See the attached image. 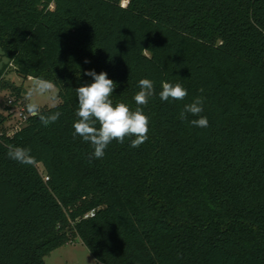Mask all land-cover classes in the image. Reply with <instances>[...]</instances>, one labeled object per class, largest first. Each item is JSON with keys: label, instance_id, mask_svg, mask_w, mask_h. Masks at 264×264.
Returning <instances> with one entry per match:
<instances>
[{"label": "trees", "instance_id": "16d2710c", "mask_svg": "<svg viewBox=\"0 0 264 264\" xmlns=\"http://www.w3.org/2000/svg\"><path fill=\"white\" fill-rule=\"evenodd\" d=\"M0 45L61 98L40 108L56 122L30 115L12 136L0 112V264H47L75 238L96 264H264V0H0ZM89 70L133 110L154 82L139 148L114 140L88 159L73 124ZM162 82L187 97L162 101ZM0 85L21 98L2 71ZM197 96L204 128L179 119Z\"/></svg>", "mask_w": 264, "mask_h": 264}, {"label": "clouds", "instance_id": "9594fccd", "mask_svg": "<svg viewBox=\"0 0 264 264\" xmlns=\"http://www.w3.org/2000/svg\"><path fill=\"white\" fill-rule=\"evenodd\" d=\"M88 62L85 61V63ZM85 75L92 77L93 82L75 89L79 107L76 112L78 119L74 122L73 128L74 136L78 135L85 142L90 143L93 148L88 159H102L105 150L114 140L123 144L126 139H129L130 147L139 148L148 140L150 130V119L143 112L141 106H146L149 98L155 94L154 82L148 78L139 81L140 90L134 95L137 107L133 110L126 103H114L112 95L117 84L108 78L106 72L102 71L97 74L95 70H89ZM53 88L54 85L51 81L36 79L33 81V88L28 91L27 97L31 100L33 93L43 95L49 93ZM187 95V89L180 83L162 82V91L159 93L162 101L184 100ZM203 103V96L195 97L191 103L184 105L179 119L187 120V114H191L199 118L188 121L190 126L207 127V117L200 115L203 111ZM26 107L28 113L38 117L43 126L56 122L61 116L59 111L47 116L42 115L40 106L35 102H29ZM8 149L7 155L10 159L25 164L31 162L32 157L29 149L12 145H9Z\"/></svg>", "mask_w": 264, "mask_h": 264}, {"label": "rangeland", "instance_id": "374dc122", "mask_svg": "<svg viewBox=\"0 0 264 264\" xmlns=\"http://www.w3.org/2000/svg\"><path fill=\"white\" fill-rule=\"evenodd\" d=\"M126 2V1H125ZM124 2V3H125ZM3 50L0 45V71L3 73L5 81L10 82L12 85L20 87L22 95L21 100L24 105L29 102L37 103L40 108L45 106L57 105L61 98L58 96L59 88L53 83L54 88L46 94L40 95L33 93L31 100L27 97L28 91L33 88V81L39 78L29 77L24 78L19 75L12 62L8 63V58L2 55ZM7 63V66L4 65ZM25 90L27 92H25ZM16 97L13 94L11 87L3 88L0 85V109L5 111V105L9 97ZM90 252V253H89ZM47 264H96V258L88 249V247L79 238H75L65 245H62L45 256Z\"/></svg>", "mask_w": 264, "mask_h": 264}, {"label": "built area", "instance_id": "2783aa9c", "mask_svg": "<svg viewBox=\"0 0 264 264\" xmlns=\"http://www.w3.org/2000/svg\"><path fill=\"white\" fill-rule=\"evenodd\" d=\"M4 107L5 111L2 112L0 109V112L7 117L5 122V127L7 129L6 134L8 136H12L26 124L30 114L28 113L27 107L24 105L21 98L14 96H10L7 99L6 105ZM94 213L95 211L92 210L87 213L86 216L94 215Z\"/></svg>", "mask_w": 264, "mask_h": 264}, {"label": "water", "instance_id": "95a60500", "mask_svg": "<svg viewBox=\"0 0 264 264\" xmlns=\"http://www.w3.org/2000/svg\"><path fill=\"white\" fill-rule=\"evenodd\" d=\"M14 87H17L16 85H13ZM25 92H27L26 90H25Z\"/></svg>", "mask_w": 264, "mask_h": 264}]
</instances>
